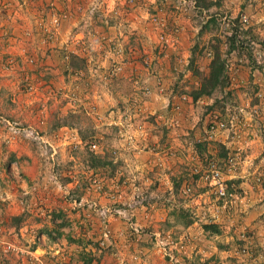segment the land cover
I'll return each instance as SVG.
<instances>
[{
	"label": "rangeland",
	"instance_id": "rangeland-1",
	"mask_svg": "<svg viewBox=\"0 0 264 264\" xmlns=\"http://www.w3.org/2000/svg\"><path fill=\"white\" fill-rule=\"evenodd\" d=\"M0 264H264V0H0Z\"/></svg>",
	"mask_w": 264,
	"mask_h": 264
},
{
	"label": "built area",
	"instance_id": "built-area-1",
	"mask_svg": "<svg viewBox=\"0 0 264 264\" xmlns=\"http://www.w3.org/2000/svg\"><path fill=\"white\" fill-rule=\"evenodd\" d=\"M243 21H244V22L247 21L246 17L243 18ZM212 180H213V182H214L215 184H218V183H219V176H218L217 173H216L215 175H212ZM219 188H220V189H219V193H220V194H224L223 187H222L221 185H219Z\"/></svg>",
	"mask_w": 264,
	"mask_h": 264
},
{
	"label": "trees",
	"instance_id": "trees-1",
	"mask_svg": "<svg viewBox=\"0 0 264 264\" xmlns=\"http://www.w3.org/2000/svg\"><path fill=\"white\" fill-rule=\"evenodd\" d=\"M217 69V68H216ZM12 220L14 221V223H19V221L21 220L20 217H12ZM18 226V225H17Z\"/></svg>",
	"mask_w": 264,
	"mask_h": 264
}]
</instances>
